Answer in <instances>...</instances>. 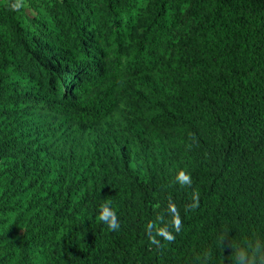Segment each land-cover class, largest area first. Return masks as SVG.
I'll use <instances>...</instances> for the list:
<instances>
[{
	"label": "trees",
	"instance_id": "trees-1",
	"mask_svg": "<svg viewBox=\"0 0 264 264\" xmlns=\"http://www.w3.org/2000/svg\"><path fill=\"white\" fill-rule=\"evenodd\" d=\"M222 237L264 241V0H0V264H234Z\"/></svg>",
	"mask_w": 264,
	"mask_h": 264
},
{
	"label": "clouds",
	"instance_id": "clouds-1",
	"mask_svg": "<svg viewBox=\"0 0 264 264\" xmlns=\"http://www.w3.org/2000/svg\"><path fill=\"white\" fill-rule=\"evenodd\" d=\"M15 9H19L20 4L17 2L13 5ZM174 184L181 188L192 187V176L184 169L178 170L173 180ZM191 203L186 206V210H195L199 207L200 198L197 191L190 194ZM165 215L168 220L165 222ZM97 221L106 225L109 231H118L121 228V221L117 211L112 207L111 201H105L99 207L96 217ZM182 228V219L180 210L171 196L167 198V207L165 214L158 215L155 220H150L145 225L146 236L151 245L159 247L161 238L168 243L175 240V234L179 233ZM222 242L226 248H230L233 253L234 264H264V241L259 239L253 240L244 246L229 245L222 237Z\"/></svg>",
	"mask_w": 264,
	"mask_h": 264
},
{
	"label": "rangeland",
	"instance_id": "rangeland-1",
	"mask_svg": "<svg viewBox=\"0 0 264 264\" xmlns=\"http://www.w3.org/2000/svg\"><path fill=\"white\" fill-rule=\"evenodd\" d=\"M161 74H162V73H158L156 77L159 78ZM129 113H130V112H129ZM129 113H127L126 116H127ZM124 118H125V115H124L123 113H121V112H118V113H116V115H115L114 117L110 118L109 120H110V121H113V122H115V123H117L116 121H119V122L125 123V119H124ZM94 136H95V134L91 135V137H93V138H94Z\"/></svg>",
	"mask_w": 264,
	"mask_h": 264
}]
</instances>
